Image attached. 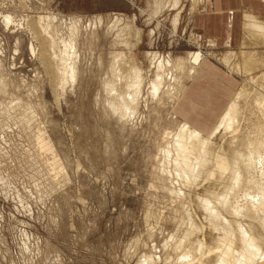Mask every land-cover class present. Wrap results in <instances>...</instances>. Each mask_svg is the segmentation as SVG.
Listing matches in <instances>:
<instances>
[{"label":"rangeland","instance_id":"rangeland-1","mask_svg":"<svg viewBox=\"0 0 264 264\" xmlns=\"http://www.w3.org/2000/svg\"><path fill=\"white\" fill-rule=\"evenodd\" d=\"M196 4L0 0V264H188L201 258L212 226L198 196L216 185L218 173L204 182L203 172L192 173L193 155L187 167L176 152L165 155L173 135L190 129L173 110L196 72L190 55L206 53L205 61L215 47L188 29V9ZM71 41L76 48L69 52ZM63 57L77 64L74 77L60 75ZM259 57L264 49L255 47L221 58L239 80L225 110L238 101V119L234 131L220 119L202 134L211 153L229 157L244 140L264 142ZM178 61L187 63L181 68ZM118 93L135 96L127 117L110 105ZM40 135L52 151L42 150ZM230 166L222 181L232 175ZM239 194L230 209L247 225L243 216L252 205L243 190Z\"/></svg>","mask_w":264,"mask_h":264},{"label":"bare ground","instance_id":"bare-ground-1","mask_svg":"<svg viewBox=\"0 0 264 264\" xmlns=\"http://www.w3.org/2000/svg\"><path fill=\"white\" fill-rule=\"evenodd\" d=\"M175 21L177 24L178 20L176 19ZM74 36H76V35H74ZM74 44H75V42L71 41L69 43V45L66 46L67 48H65V49H68V51H69V49H75L76 44L75 45ZM46 49H48V48L46 47ZM73 51H75V55L78 54V52H76V50H73ZM64 54L66 55V53H64ZM204 55H205V57H203L201 52H196V53H193L190 55L191 56L190 58L192 59V60L190 59L191 60L190 62H192L194 64H193V67L191 64H189V65H191V67L194 69V71L197 72L202 67V61L207 58L206 53H204ZM76 57H78V56H75V58ZM260 59H262V58H260ZM225 60L227 61V58ZM252 60L254 61V57ZM255 60H257V58H255ZM257 61H259V59ZM262 61H264V59H262ZM61 62L62 63L60 64V68H59L60 75L61 74L62 75H68V76L71 75L74 77V75L76 74V72H75L76 70L74 67L77 64L74 66V61H72L73 65L69 66L68 63L70 61H67V59L64 57L61 59ZM178 62H180L179 65L181 66V68H183L185 66V64L187 63L186 61H185L186 63L183 61H178ZM254 63H256V62L254 61ZM110 65H111V70L113 71L114 70L113 62H112V64L110 63ZM261 66L259 65L260 69L263 67V66L262 67ZM253 67H254V65H253ZM255 68H257V67H255ZM54 70H55V68H54ZM262 70H263V68H262ZM262 70H260V73H262V75H263L264 70H263V72H261ZM115 71H116V69H115ZM196 72L191 71L190 76L195 75ZM248 72H250V71H248ZM251 73H252V75H254L253 71ZM257 73H258V71H257ZM255 75H257L256 71H255ZM55 77H56V75H55ZM73 77H71V78H73ZM64 82H66V81H64ZM121 86H122V84H121ZM124 87H126V86H124ZM157 87H158V85H157ZM155 88H156V86H155ZM112 89L117 90V88H115V87H113ZM131 91L132 90H130V93H131ZM125 93H127V92L125 91ZM245 93H246V91H245ZM245 93H244V95H245ZM128 95H130V96H128ZM238 95H239V93H238ZM242 95L243 94H241V97H242ZM134 97L135 96L132 94H123V95H121L119 93L114 94V96L112 97V99L110 101V105L114 109V112H117V113L120 112L122 117H127L126 116L127 111L129 112V110L131 108L128 99L130 100V98H131V101H133L135 99ZM235 102L237 104L238 101H235ZM236 104L233 103L221 119V126H224L225 130L226 131L229 130V132L231 130L234 131L235 130V128H234L235 123L237 124L236 120L238 119V110L236 108L237 107ZM132 107L134 108V105H132ZM262 109H263L262 114L264 117V108H262ZM111 112H112V110H111ZM120 118H121V116H120ZM259 121H261V120H259ZM263 123H264V121H263ZM236 126L238 127V125H236ZM188 128H190V129L187 130L185 128H182L181 132L178 133V135H176V136L173 135L175 138L172 137L173 138L172 139L173 140L172 146L168 147L166 149V154H165V152H164V154L167 155V157H170L172 154H174V152H176V154H177L176 155L177 156L176 161L178 163L181 162V164L183 163L182 165H184L185 167L189 166L188 165L190 162L189 157L191 155H193V157L197 161V165L194 168L195 169L194 172H192V173L202 174V172H203L202 176H203V179L205 180L204 182H207L209 180L211 181V180L215 179V177L217 176L216 174L218 173L217 183L214 181L216 183V185L208 186L205 189L202 188L204 190H203V192H201V196L197 195L198 196V203H199L200 208H201V210H200L201 215L206 217L211 222L210 225L212 226V228L207 233L208 235L206 236L203 234L204 239L205 238L208 239L209 243H207V244L201 243L202 254H201V258L199 257V259L197 258V253H195L196 255H194V252L191 251V253H193V255L197 258V260H195V262H191L188 264H264V247H263V245H264V142H262V143L260 142L259 144H257L255 141L250 142V141L244 140L242 143H240L238 149L235 146L237 150L235 149L229 157L228 156L224 157V156L219 155L217 153L216 154L211 153L212 150L210 149L211 144L209 143V141L205 140L204 136L200 132H198L197 130H195L189 126H188ZM237 132H238V130H237ZM260 132H261V134L264 133V124H263V127L261 126V128H260ZM261 134L259 135L260 137H261ZM44 137H43V135L39 136V143H40L42 150H46V152L52 151L53 150L52 145L48 141H46ZM239 137H241V136H239ZM258 137H257V139H258ZM254 147L257 148V150H255ZM251 149H253L255 151H253ZM212 152H214V151H212ZM228 155H229V153H228ZM174 157H172V158H174ZM170 159H167V161ZM171 160H173V159H171ZM229 160L231 163H229ZM163 162L165 163L166 161L164 160ZM179 164H178V166H179ZM230 164L232 165V168H231L232 173H230L232 175L230 176V178L228 177L226 180L222 181L223 179H225V178H223V176L227 174L226 173L227 170L231 167ZM170 167H172V166L170 165ZM170 167H168V168H170ZM208 167L210 169H208L209 170V171L207 170L208 173L205 174L207 171L204 172V170H206ZM177 168H179V167H177ZM190 169L192 170V168H190ZM165 170H167V169H165ZM187 170H188L187 168L186 169L184 168V170H182V168H181V170L179 169L178 171L179 172L183 171L186 176L191 175V172H187ZM216 170H219V172ZM171 174H172V172H171ZM166 175H167V173H166ZM166 175L164 174V177ZM195 175H194V177H195ZM181 176H182V174H181ZM227 176H228V174L226 175V177ZM198 177H200V176H198ZM167 183H168V181H167ZM202 186H204L203 183H202ZM197 187H198V184H197ZM164 188L166 189L167 187H164ZM169 188H167V189H169ZM189 188H191V185H189ZM199 189L200 188H198V190ZM195 190L197 191L196 187H195ZM242 190L244 193V197L247 198V199H245V201H246L245 204L246 205H252V206H250V208H248L249 206L246 208L244 207L245 210L247 209V211L244 212L245 214H244L243 218L245 220H250V223H248L247 225H244L242 223L240 224V222H238V220L236 218V215H234L230 209L231 206L233 207L232 201H236L237 198L239 199L238 195H240L239 193H241ZM173 196H175V194ZM241 198H243V197H241ZM191 201H192V198H191ZM239 202L240 201L238 200V203ZM241 205H240V207H241ZM243 206L244 205H242V207ZM233 210H235V209H233ZM242 211H241V209H237L238 214L241 213ZM239 216H240V214H239ZM181 219H183V218H181ZM207 219H205L206 222H207ZM210 225H208V226H210ZM196 229H198V228H196ZM198 238H200V237H198ZM185 243H186V241H185ZM194 243H195V241H194ZM208 244H209V246H208ZM191 247L193 248L192 244H191ZM197 248L198 247H196L195 249H197ZM188 252L186 254L187 256H189Z\"/></svg>","mask_w":264,"mask_h":264},{"label":"crops","instance_id":"crops-1","mask_svg":"<svg viewBox=\"0 0 264 264\" xmlns=\"http://www.w3.org/2000/svg\"><path fill=\"white\" fill-rule=\"evenodd\" d=\"M198 2L193 12L191 6L188 9V29L203 43L215 44L213 56L189 79L173 110L176 119L205 136L226 113L239 84L221 58L231 52L264 49V0Z\"/></svg>","mask_w":264,"mask_h":264}]
</instances>
